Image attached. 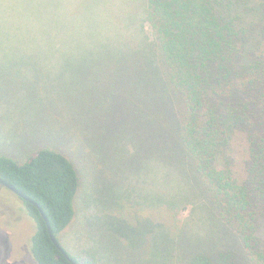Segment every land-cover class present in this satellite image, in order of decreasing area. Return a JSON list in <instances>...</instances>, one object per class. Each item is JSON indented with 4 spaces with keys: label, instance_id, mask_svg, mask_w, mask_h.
Wrapping results in <instances>:
<instances>
[{
    "label": "trees",
    "instance_id": "1",
    "mask_svg": "<svg viewBox=\"0 0 264 264\" xmlns=\"http://www.w3.org/2000/svg\"><path fill=\"white\" fill-rule=\"evenodd\" d=\"M6 3L12 9L27 4L29 11L23 7L22 20L0 26L6 30H0V56L50 51L92 57L67 59L60 73L39 80L37 74L22 78L23 68L33 64L0 58L2 98L28 103L36 116L51 118L58 109L69 126L70 115L80 116L81 98L89 97L94 107L98 96L107 95L121 128L110 140L115 149L106 153L109 164L117 146L132 144L144 157L143 172L152 163L161 166L164 188L171 186L174 196L165 194L171 198L139 213L124 205L126 222L113 217L98 249L93 243L73 253L60 242L68 256L53 243L40 210L26 201L36 226L37 264H111L112 254L120 264H264V0H134L126 23L113 20L119 38L112 43L96 34L90 41L88 29L63 15L66 39H55L50 48L37 37L48 29L34 24L48 22L28 20L40 6ZM72 101L75 110L63 107ZM144 103L148 109L141 112ZM0 178L41 206L60 241L76 218V161L51 146L22 160L0 154Z\"/></svg>",
    "mask_w": 264,
    "mask_h": 264
},
{
    "label": "rangeland",
    "instance_id": "2",
    "mask_svg": "<svg viewBox=\"0 0 264 264\" xmlns=\"http://www.w3.org/2000/svg\"><path fill=\"white\" fill-rule=\"evenodd\" d=\"M7 1L0 0V26L2 27L6 19L12 18L16 22L22 20L20 13H23V7L26 10L28 8L27 4H23V7L12 9V6H7ZM32 1L40 6L36 9L40 14H32L33 17L29 16L28 20L48 22L34 24L36 27L48 29V35L39 33L37 37L44 47L49 48L50 42L55 39L59 42L66 39L63 15L73 16L74 19L71 21L78 28L88 29L87 38L91 39L90 41H93L96 34L99 39H105L106 43H112L119 38V33L113 27V20L119 17L122 23H126L130 8L134 7V0ZM0 30L3 33L6 31L3 28ZM119 31L124 33L125 28L120 25ZM10 33L12 34V32ZM45 52L48 53L36 52V54L26 56L22 54L4 56L1 54L0 58L1 61H8L9 64L17 66L33 64L31 68H23L26 71L23 72L22 78L30 80L37 74V80H39L47 75H53L55 72L60 73L58 70L62 69L67 59L87 61L92 57L91 53L68 55V53ZM14 70L15 68L11 71L20 75V71ZM135 96L140 100L143 93L138 91ZM106 97L107 95L98 96L96 100L98 104L94 107L93 100L89 97L81 98L78 101L80 116L68 113L70 116L68 117L69 126H67L66 117L62 118V113L58 109L53 113L54 117L51 118L48 114L36 116L35 112L27 107L28 103L19 102L12 96L7 99L2 98L0 89V154L22 160L37 148L51 146L73 158L80 169V190L75 203L76 218L71 228L60 235V242L73 253H80L87 247L93 248L92 245H89L93 243L98 249L99 236L111 232L109 222L113 217L125 218L124 205L125 208H135L139 213V211L152 209L158 199L174 197L170 194L173 189L171 186L167 185L170 190L164 188L162 167H154L152 163L151 170L143 172L142 168L145 165H142L140 161L144 157L136 155V149L132 144L131 147L127 144L123 147L117 146L119 149L114 153L115 162L111 161L109 164V155L106 153L115 149L110 140L116 138L121 128L117 127L119 123L118 108L115 107L113 110L111 98ZM62 105L67 109L75 110L74 101L68 105L62 103ZM105 105H107L106 109L103 108ZM140 109L141 112H144L148 106L144 103ZM60 110L63 109L60 108ZM106 111L108 112L106 113ZM17 115H20L21 118L19 119ZM90 117L95 118L98 129L95 127V121L93 119L92 122L90 121ZM155 126L156 124L152 126V134L155 133L154 136L158 139L159 133ZM131 134V129H127L126 136L131 137ZM146 142L147 140L144 141V143ZM139 152L137 153L140 154ZM145 155L150 154L146 152ZM110 165L114 166L109 168ZM112 173L117 174L113 175ZM168 193L171 197L165 196ZM16 214L20 216L19 221H16ZM184 216H191L190 211H186ZM35 233L36 226L27 214L25 202L15 193L0 185V264H37L33 255ZM101 244L104 245L105 250L110 251L107 249L108 244L104 242ZM116 257V254L111 255V264H120Z\"/></svg>",
    "mask_w": 264,
    "mask_h": 264
},
{
    "label": "water",
    "instance_id": "3",
    "mask_svg": "<svg viewBox=\"0 0 264 264\" xmlns=\"http://www.w3.org/2000/svg\"><path fill=\"white\" fill-rule=\"evenodd\" d=\"M0 185L8 188L9 190L13 191L15 194H17L18 196H20L21 198H23L25 201L35 205L41 212L42 217L45 219L46 223H47V227H48V231L49 234L51 236V239L53 241V243L55 244V246L65 255L68 256L67 252L64 250L63 246L61 245L59 239L57 238V236L53 233V230L51 228V224L48 220V218L46 217L44 211L42 210L41 206L33 201L32 199H30L28 196H26L23 192H21L20 190H18L14 185L10 184L9 182H7L6 180L0 178ZM76 264V263H74Z\"/></svg>",
    "mask_w": 264,
    "mask_h": 264
},
{
    "label": "flooded vegetation",
    "instance_id": "4",
    "mask_svg": "<svg viewBox=\"0 0 264 264\" xmlns=\"http://www.w3.org/2000/svg\"><path fill=\"white\" fill-rule=\"evenodd\" d=\"M2 186V185H1ZM4 187V186H3ZM6 188V187H5ZM8 189V188H7ZM9 190V189H8ZM11 191V190H10ZM13 192V191H12ZM14 193V192H13ZM17 195V194H16ZM18 196V195H17ZM19 198H21L20 196H18ZM24 202H26L23 198H21ZM26 204V203H25ZM26 210H27V205H26ZM28 214V212H27ZM17 215V218H16V221H19L20 220V216L19 214H16ZM29 216V215H28Z\"/></svg>",
    "mask_w": 264,
    "mask_h": 264
}]
</instances>
